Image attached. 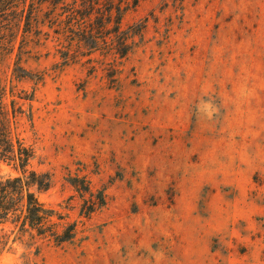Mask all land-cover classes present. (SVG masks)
Masks as SVG:
<instances>
[{"label": "rangeland", "instance_id": "374dc122", "mask_svg": "<svg viewBox=\"0 0 264 264\" xmlns=\"http://www.w3.org/2000/svg\"><path fill=\"white\" fill-rule=\"evenodd\" d=\"M142 20L113 86L50 39L10 81L21 29L0 56L7 103L33 91L14 124L51 179L33 190L76 223L58 244L0 224V264H264V0H139L123 25ZM73 177L105 195L89 217Z\"/></svg>", "mask_w": 264, "mask_h": 264}, {"label": "trees", "instance_id": "16d2710c", "mask_svg": "<svg viewBox=\"0 0 264 264\" xmlns=\"http://www.w3.org/2000/svg\"><path fill=\"white\" fill-rule=\"evenodd\" d=\"M138 3L139 0H0V16L6 20L0 25V56L12 54L21 29L10 81L32 79L27 74L31 71L21 64L22 54L30 51L25 47L30 41L39 45L50 39L61 59L60 66L79 63L87 75L100 72V77L113 86L123 61L138 45L135 36H141L145 26L143 20L123 25L126 11ZM33 74L36 82L41 80V72ZM15 86L10 85L12 97L7 103L6 78L0 74V162L12 163L18 170L17 174L0 177V224H18L21 235L58 244L75 234L76 223L60 229L61 222L55 217L61 220L63 215L46 206L33 190L47 189L51 179L49 174L30 168L35 150L14 130L18 116L26 113L31 119L33 99V91H15ZM71 183L82 198L80 212L84 216L89 217L104 205L103 191H94L88 179L73 177Z\"/></svg>", "mask_w": 264, "mask_h": 264}]
</instances>
